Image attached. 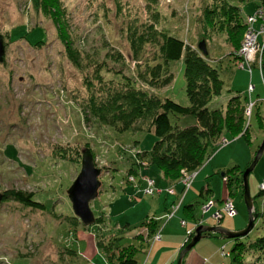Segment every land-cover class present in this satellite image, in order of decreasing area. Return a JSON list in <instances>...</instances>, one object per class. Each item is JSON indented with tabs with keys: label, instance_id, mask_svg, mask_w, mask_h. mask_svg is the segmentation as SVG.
Returning a JSON list of instances; mask_svg holds the SVG:
<instances>
[{
	"label": "rangeland",
	"instance_id": "obj_1",
	"mask_svg": "<svg viewBox=\"0 0 264 264\" xmlns=\"http://www.w3.org/2000/svg\"><path fill=\"white\" fill-rule=\"evenodd\" d=\"M223 1L238 7L242 19L258 5V0ZM57 4L61 31L76 51L79 65L66 56L56 27L38 4L33 0H0L4 47L0 62V192H31L33 199L44 205L42 211L12 200L0 203V264H110L105 248L109 245L113 251L133 247L134 258L142 264L149 257L151 243L156 242L147 263L155 264L153 258H166L176 239L184 235L187 213L190 225L214 223L213 215L222 209L229 192L236 214L223 215L220 225L230 229L243 224V229L248 211L242 175L264 139V124L258 118H264V102L260 101L264 80L259 70L252 67L248 72L238 67L223 21L215 18L206 24V11L220 6V1L58 0ZM162 34L183 40L200 55L197 44L205 40L206 59L222 80V90L211 98L209 107L223 109L237 93L242 99L249 95L250 101H257L248 123L246 119L248 133L222 135L228 143L207 151L188 189L182 180H165L155 166H147L149 159L142 152L150 150L157 140L150 119L119 131L88 112L92 103L108 102L112 93L126 91L128 84L189 105L183 60H164ZM157 66L159 71H154ZM168 75L172 80L162 85L161 80ZM250 84L253 89L248 93ZM169 117L174 128L195 124L191 117ZM84 148L91 149L95 166L101 169L98 196L89 203L96 221L89 226L75 218L66 195L80 172ZM136 153L146 166L135 162ZM131 168L137 173L134 182L126 179ZM225 171L229 184L221 175ZM145 178L152 179L157 192L139 190L138 183L143 186ZM263 181L264 150L248 176L250 195L259 212L253 228L238 240L213 239L208 233L212 238L202 237L187 252L183 264H199L201 257L223 246L227 251L224 256L217 253L204 259L207 264H229V252L236 242L247 245L242 247L245 264H264V253L249 249L264 236V193L259 194ZM177 182L182 186L180 193L171 188ZM156 183L169 187L161 190ZM182 202L192 204V209L185 213ZM152 221H167L162 238L159 223L150 233ZM201 223L186 228L190 230L186 240L195 235ZM138 233L148 243L140 241ZM176 258L170 264H176ZM156 264H163V259Z\"/></svg>",
	"mask_w": 264,
	"mask_h": 264
},
{
	"label": "trees",
	"instance_id": "obj_2",
	"mask_svg": "<svg viewBox=\"0 0 264 264\" xmlns=\"http://www.w3.org/2000/svg\"><path fill=\"white\" fill-rule=\"evenodd\" d=\"M219 1L220 6L206 11L204 20L208 25L215 18L223 21L222 28L227 34L229 45L235 49V54L244 34L245 19H242L238 7L231 6L223 0ZM33 2L35 5L38 4L41 11L52 20L66 48V56L74 64L79 65L76 51L71 50L65 34L61 31L62 27L57 15L58 0H33ZM260 6H264V0H258L256 9ZM162 40L163 44L160 50L167 63L183 60L186 94L189 100L188 106H183L167 97H159L156 94L152 95L138 91L128 84L126 91L112 93L108 102L101 105L92 103L88 112L100 123L111 127L117 126L119 131L131 129L138 120L150 119V127L157 140L150 150L142 152L146 153L145 155L149 159V165L147 166H155L165 180L176 181L181 179L183 170L195 172L197 168L202 166L207 151L209 149L214 151L220 145L217 141L224 137L222 135L230 134L236 137L238 135L245 136L248 133L249 126L246 125L247 118L245 116L248 101L247 96L242 99L241 95L237 93L229 97L225 108L209 107L208 103L211 98L219 95L222 90V80L218 71L209 64L205 56L186 47L183 40L165 34H162ZM158 69L159 66L155 67L154 71H159ZM171 80L170 75L165 76L161 80V84L167 85ZM256 104L257 101L255 106ZM170 115L191 117L195 119V124L174 128ZM258 118L260 124L263 125L264 118L259 115ZM140 156L139 153L135 154V162L146 166L144 162L141 163L139 160L142 159ZM227 173L228 171L223 172L222 177L226 178L229 184L230 179L227 178ZM128 175L135 178L137 173L131 168L128 170L127 177ZM259 194H263V191L259 190ZM228 195L231 198L232 193L229 192ZM5 200H12L26 208L44 210V205L35 201L31 192L6 189L2 192L0 203ZM190 207L191 204L186 205L185 210L190 211L188 210ZM254 210L259 216L258 209L255 207ZM156 227H158V221H152L149 224L150 233L154 232ZM207 234L205 233V235ZM138 237L143 238L140 235ZM190 237L183 246L189 242ZM233 239L238 240L239 238ZM242 247L245 248L247 245L240 242L234 244L229 252L231 259L229 264H245L243 262L244 250L242 251ZM105 248L110 264H137L133 254L136 250L133 247H120L114 251L111 245ZM249 249L264 253V236L251 243Z\"/></svg>",
	"mask_w": 264,
	"mask_h": 264
},
{
	"label": "water",
	"instance_id": "obj_3",
	"mask_svg": "<svg viewBox=\"0 0 264 264\" xmlns=\"http://www.w3.org/2000/svg\"><path fill=\"white\" fill-rule=\"evenodd\" d=\"M197 49L203 56L208 55L206 48V42L204 39L200 40L197 44ZM4 53L3 37L0 35V62ZM264 66V62H263ZM264 150V139L258 147L254 158L250 165L244 170L242 175L243 182V198L248 211V221L246 226L240 230H230L219 225H204L200 224L195 229V235L192 236L190 241L179 251L176 264H182L183 258L187 252L203 237L206 232L216 233L221 235L223 238L233 239L244 237L253 228L254 222L258 217L257 213L254 212L253 197L250 195L248 176L249 173L255 167L259 157ZM101 169L95 166V161L91 149L84 148L81 151V169L73 179L72 183L66 189V195L71 205L73 215L80 220L84 226H89L95 222V217L90 209L89 203L91 200L98 196L101 182L99 181V175ZM223 176V173H221ZM2 193L0 192V201Z\"/></svg>",
	"mask_w": 264,
	"mask_h": 264
},
{
	"label": "built area",
	"instance_id": "obj_4",
	"mask_svg": "<svg viewBox=\"0 0 264 264\" xmlns=\"http://www.w3.org/2000/svg\"><path fill=\"white\" fill-rule=\"evenodd\" d=\"M236 58L238 67L245 69L248 72L252 71V67L259 70L260 75L264 80V6L258 7L253 14L248 15L245 18V30L240 43L239 48L236 50ZM264 83V82H263ZM253 85L250 84L248 93H251ZM264 102V98L261 100ZM255 102L249 101L245 108V116L247 118V123L250 119L251 112ZM228 143V140L225 137H222L219 141L221 146H224ZM195 172L182 171L181 179L184 183V188L188 189L191 181L195 177ZM128 182H134L135 178L132 175H128ZM152 179L145 178L146 187L143 189L144 193H154L157 192V189L152 187ZM134 187H137L134 184ZM260 189L264 191V181L260 184ZM172 192L171 190H168ZM206 210V209H205ZM226 214L233 216L236 214V210L233 204V201L227 196L224 201L223 208L221 211H216L214 218L219 219L222 215ZM183 225H186V222H182ZM187 235H190V230H186Z\"/></svg>",
	"mask_w": 264,
	"mask_h": 264
},
{
	"label": "crops",
	"instance_id": "obj_5",
	"mask_svg": "<svg viewBox=\"0 0 264 264\" xmlns=\"http://www.w3.org/2000/svg\"><path fill=\"white\" fill-rule=\"evenodd\" d=\"M236 60H237V58H236ZM238 61V60H237ZM241 69V68H240ZM254 69H256V68H254ZM253 69V70H254ZM245 70V69H244ZM250 98V96L248 95V98L247 99H249ZM249 101H250V99H249ZM134 172L136 173V170H134ZM196 176H197V172H196V175H195V177H194V179L196 178ZM194 179H193V181H194ZM144 182V181H143ZM178 184V185H177ZM177 184H174V186H172L171 188H173L175 191H176V193H180L181 192V190H182V186H181V184H179L178 182H177ZM192 184V183H191ZM138 185H139V190L140 189H144L145 188V183H144V185L143 186H140V183H138ZM156 185L158 186V188H160L161 190H165L166 188H168L169 186H166L165 185V187H160L157 183H156ZM191 186V185H190ZM134 187H132V189H133ZM190 188V187H189ZM135 189V188H134ZM164 193V191L163 192H161L160 194H163ZM160 194H157V195H160ZM174 195V194H173ZM200 195H202V193H200ZM166 198H164V200H165ZM184 199V198H183ZM187 205H189V204H187ZM192 205V204H191ZM185 204H183V202H182V205H181V207L184 209V211H185V213H187V212H189V211H186L185 209ZM211 206H209V208H210ZM192 209V207H190L188 210H191ZM208 210V209H207ZM206 210V211H207ZM218 211V210H217ZM219 211H221V210H219ZM206 212H204V214H205ZM190 214V213H189ZM223 215H225L224 213H223ZM175 216V215H174ZM173 216V217H174ZM188 213L186 214V216H185V220H186V222H187V225H186V228H191L194 224H198V223H201V221L200 222H198V223H194V224H192V225H190L189 223H188V221H187V219H188ZM153 217H155V216H153ZM156 218V217H155ZM157 219H159V218H157ZM171 219V218H170ZM222 219H223V217H222ZM221 219V220H222ZM214 220V223H211V224H209V225H219V226H222V225H220L221 224V220L219 221V222H217V220L214 218L213 219ZM216 220V221H215ZM161 221V220H160ZM158 222L159 223V227H161V232H160V235H161V238H162V235H163V232L166 230V222L168 221H165V223L164 222ZM180 223V222H179ZM203 224V223H202ZM204 225H206V224H204ZM180 227L181 228H183L181 225H180ZM243 227V224H239L238 226H236V227H230V229H232V230H240V228H242ZM186 228H183V230H184V235H181V238L179 237L178 239H176V241H175V247L173 248V249H170V252L166 255V258H160V257H158L157 255L153 258L154 259V262H155V264L157 263V262H159L160 260L162 261V259H163V264H170V261L172 260V259H175L176 258V256L178 257V255L177 254H179V251L181 250V248H182V246L184 245V243H185V241H186V237H187V234H186ZM141 233V232H140ZM140 233H138V235L136 234V237H138L139 236V234ZM212 235H213V239H221V238H223L221 235H219V234H216V233H212ZM212 235H203V237H207V238H212ZM139 239H140V241H143L144 239L143 238H140V237H138ZM217 241H220V240H217ZM143 243H145V241H143ZM151 247H152V250H153V248H154V246L156 245V242L155 243H151ZM177 248H178V253H176V250H177ZM152 250H150V253H149V257L147 258V259H144V262L142 263V264H147L148 263V261H151V258H150V255H151V252H152ZM142 251H144V250H142ZM223 252H227L226 250H225V246H223V247H221L220 249H216V250H214V251H212L211 252V254H207V255H205L206 257H201V261L199 262V264H207V260L206 259H211L212 257H213V255H215V254H217V253H220V255L221 256H224V255H222V253ZM147 256H148V254H146ZM204 258H206V259H204ZM176 261H177V258H176ZM183 262H184V260H183ZM183 262H182V264H183ZM138 264V263H137Z\"/></svg>",
	"mask_w": 264,
	"mask_h": 264
},
{
	"label": "bare ground",
	"instance_id": "obj_6",
	"mask_svg": "<svg viewBox=\"0 0 264 264\" xmlns=\"http://www.w3.org/2000/svg\"><path fill=\"white\" fill-rule=\"evenodd\" d=\"M261 190V189H260ZM261 191H263V190H261ZM263 193H264V191H263ZM231 200V199H230ZM232 201V200H231ZM223 208V207H222ZM222 210V209H221ZM226 215V214H225ZM223 216V215H222ZM213 217H214V215H213ZM222 218V217H221ZM221 218H219V219H216L217 220V222H219L220 220H221ZM202 224V223H201ZM206 233H209V232H206ZM203 235H205V233L203 234Z\"/></svg>",
	"mask_w": 264,
	"mask_h": 264
}]
</instances>
